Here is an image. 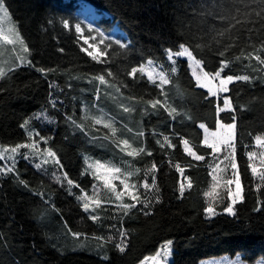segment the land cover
<instances>
[{"label": "trees", "instance_id": "obj_1", "mask_svg": "<svg viewBox=\"0 0 264 264\" xmlns=\"http://www.w3.org/2000/svg\"><path fill=\"white\" fill-rule=\"evenodd\" d=\"M79 1L88 2L106 14L94 30L81 13ZM4 2L30 49V60L35 67L27 64L17 67L0 79V145L11 147L28 142L27 131L21 125L29 119L30 130L48 138V144L42 146L56 152L63 169L47 165L44 172L34 167L37 163L34 160L19 157L16 164L19 178L16 173L0 175V264H139L145 257L155 255L169 240L174 250L170 264H200L203 260L238 255L248 264L264 260V186L256 190L258 181L251 176L246 155L248 151H256L259 166V154L264 149L255 144L254 137L264 134V67L255 60L248 66L247 60L234 59L241 51L248 53L260 47L264 28L256 23L249 25L251 31L237 26L224 36L218 35L228 27L218 15H227L233 7L242 6L244 0ZM64 20L70 23L71 30L63 27ZM76 24L89 36L94 32L96 43L104 39L100 47L108 51V63H96L81 51L83 42L75 32ZM116 26L128 39L112 36ZM117 41L127 44V48H121ZM180 44L189 47L203 61L205 71L214 73L220 61L226 59L232 63L222 75L255 77L252 82L237 81L230 86L227 95L236 109L234 113L228 110L217 115L216 107L223 106V97L206 98L207 90L196 86L188 61L180 59L179 69L172 76L173 84L166 86L169 102L179 114L173 120L163 109L153 111L150 106L145 114L144 101L155 97L158 90L146 78L133 81L126 73L148 59L168 66L165 50L177 51ZM105 45L110 47L105 49ZM226 45L232 46L221 57L219 52ZM260 54L264 58V52ZM253 67L257 70L253 71ZM38 68L52 71L42 73ZM108 68L115 79L106 76L107 79L117 84L127 83L128 87H121L122 96L109 89L111 96L102 92L97 100L96 84L88 81L95 75H106ZM129 95L143 96L144 101L129 100ZM121 104L134 110L124 113ZM83 105L112 116L118 129L115 137L103 125L86 120L88 109L82 108ZM41 113H47L50 120L34 118ZM233 115L237 125L236 162L244 199L235 205V216L227 214L223 208L231 203V198L221 186L218 191L224 199L215 205L219 213L208 218L203 193L212 183L211 168L216 164L222 166L216 173L222 185L223 180L231 178L232 169L225 170L229 162L223 160V153L216 159L209 155L211 149L202 144L203 131L199 124L216 130L218 120L231 123ZM68 117L76 124L82 123L84 130L72 124ZM124 125L133 133L127 132ZM139 130L144 131L143 143L152 155L132 158L121 153L116 146L121 139H128L133 147L140 146V140L133 135ZM160 133L169 136L176 147L161 149L156 143L157 139L162 140ZM181 137L188 139L205 160L195 161L187 156ZM90 158L110 161L128 170L139 168L140 173L133 176L138 186L154 162L158 171L148 174L147 179L151 184L154 176L159 191L153 189L147 195H158L159 202H153L143 211L140 210L143 205L138 204L127 216L116 204L105 203L96 213L100 220L92 221L90 213L84 212L82 202L77 200L83 194L81 189L91 196L93 185H101L91 174H84L85 161ZM122 161H129L130 166ZM177 163L184 169L183 174L174 167ZM3 165L0 161V166ZM53 171L61 177L67 172L68 178L80 188L72 187L70 193L66 181L63 186L56 182ZM189 178L191 189L187 188ZM20 180L26 181L28 187ZM181 183L186 186L183 197L179 193ZM140 191L143 198L144 190ZM128 202L133 201L127 197L125 203ZM145 211L150 214L145 215ZM121 226L128 233L124 253L116 250L114 242L101 247L95 239L116 236ZM72 233L81 235L76 238ZM105 255L107 260L103 259Z\"/></svg>", "mask_w": 264, "mask_h": 264}, {"label": "snow or ice", "instance_id": "obj_2", "mask_svg": "<svg viewBox=\"0 0 264 264\" xmlns=\"http://www.w3.org/2000/svg\"><path fill=\"white\" fill-rule=\"evenodd\" d=\"M218 18L221 21H225L228 23V27L221 30L218 35L224 36L227 32H229L232 28H236L240 26L242 29L251 31L252 29L249 28V25L259 23L262 28H264V0H244L242 6L233 7L230 11H228L227 15H218ZM9 17V10L4 0H0V46H12V50L15 51L17 46L19 48V53L16 56V60L18 63L6 66L3 63H0V79H4L9 73L14 72L17 67L23 66L25 64L32 65V61L27 59L26 54H30V49L25 42L23 36L18 31L16 26H12L10 23ZM63 27L65 29L71 30V25L67 20L62 21ZM75 32L79 35V37L83 40V44L87 45V47L82 46L81 51L86 53L88 57L91 58L92 61H95L99 64L108 63L106 59L109 55L107 50H102L100 45H104V39L101 38L99 43H90V40H95V37H85L84 36V29L81 27L80 24L75 25ZM101 37L103 34H100ZM117 44L121 48H127V44H120L117 41ZM232 45H226L224 50L219 52L221 57L225 56L228 48ZM110 45H105V49L109 48ZM60 51H63L61 49ZM264 52V42L261 43L259 48H253V51L245 53L241 51V53L235 56V61L247 60L249 62L248 66H251V62L255 60L259 66L264 67V58H262L261 54ZM165 56L168 62H170V68L168 70L164 69L163 64H157L153 59H148L146 63H141L139 66L131 67L127 71V76L130 77L133 81L144 80L146 78V82L152 86L157 91L155 97L150 98L144 101L143 96L137 98L135 96L129 95V100H136L144 101L145 107V114L148 113V107L153 111H158L163 109L165 112L168 113L169 117L173 120L175 119L176 115L179 113L175 107H172L169 99H168V92L166 91V86L173 84L172 76L177 73V60L176 58H187L188 61L191 62L192 66V75L195 77L196 86L202 89L207 90L208 97H216L220 99L221 94H227L230 92L229 85L234 84L237 81L243 82H252L255 77L241 74V75H222L225 72V69L230 67L232 61L223 59L220 61V66L218 70L214 73L204 71L203 70V61L196 58L193 54L192 50L184 44L179 45V50L172 51L171 49L165 50ZM38 71L42 73H47L48 71H52V69H44L38 68ZM199 70V71H198ZM253 71L257 69L253 67ZM106 75L104 73L98 74L93 76L89 79V83L95 82V97L97 100L100 99V96L103 92L104 95L111 96L112 93L109 92V89H114L115 93L120 94L121 96L123 93L121 92V87L127 88L128 84H117L115 82H111L109 79L106 78H113L115 79L114 73L110 68L105 69ZM139 74V76H138ZM178 87V86H177ZM163 97V99H161ZM115 99V97H113ZM56 101H53V107H55ZM123 109L124 113H129L134 109L128 106H124L123 104L120 105ZM225 110H231L233 113L236 109L232 105L231 97L225 95L223 97V107H220L217 104L216 112L217 115L219 113L224 112ZM35 119L39 120L41 118L47 119L43 113L38 114L34 117ZM72 124L76 125L81 131L84 130L83 124H76L75 120H72L71 117H68ZM85 119H91L93 125H103V128L109 129L111 132L112 137H115L118 129L115 127V123L112 117H107L101 110V114L98 116L89 117L85 115ZM232 122L225 124L223 121H217L216 131H211L206 124L201 123L199 124V128L203 130V141L202 144L208 149H211L210 156L214 159L218 158L217 154L223 153V160L228 161L229 163L225 166V170L227 168L232 169L231 178L223 180V185L221 184V180L216 175L217 169H219V164H216L215 167L211 168V178L212 183L210 185L209 190L203 193L204 197L206 198L207 206L204 208V212L208 215L209 218L214 217L217 215L216 210V203L224 199V197L218 191L221 186L227 189V196L231 198V203L226 205L223 208V211L228 213L229 215L235 216L236 212L234 210V206L237 202L243 201V191L244 186L241 181L240 172L238 170V164L236 162V141H237V125L235 122V116L231 117ZM30 120L26 119L24 123L21 125L27 131L28 142L18 143L15 146H3L0 145V161H6L3 166H0V175H5L8 173H16V164L18 163L17 157H20L24 160H34L38 159L39 162L34 164V167L37 170H41L47 172V168L45 166L52 165L56 169H63V165L59 157L57 156L56 152L52 150L51 147L41 148L40 144L43 143L45 145L48 144V138L45 136L40 135L39 131L30 130ZM124 128L127 132L133 133L131 128H127L124 125ZM156 135V133H153ZM134 137L140 140V146L133 147L132 143L128 139H121L118 141L116 146L120 149V152L124 155L132 158H136L143 155L151 156L152 152L148 151L143 143V138L145 133L143 130L136 131ZM162 136L161 139H157L156 143L159 144L161 149L165 148H175L169 136L163 135L162 133L159 134ZM107 139L108 137H104ZM93 139H96L93 137ZM255 144L259 146L261 149H264V134H258L254 137ZM180 143L183 145V151L187 154V156L192 157L195 161H203L205 160L204 155L197 154V152L193 149V146L190 145L189 140L186 138L181 137ZM21 149H26V152L21 153ZM248 161L250 163L247 167L251 171V176L255 178L256 181V190L259 191L262 186H264V151L260 152L259 154V166L257 165V152L256 151H248L246 153ZM125 164H129V161H122ZM87 167L84 169V174H91L95 180L99 181L102 185V188L110 194L112 198L116 202L118 209L122 210L123 215L127 216L132 209H135L137 205H143L140 209L143 211L144 209H148L153 202H159V196L149 197L147 193L151 192L155 189L156 192L159 191L155 177H152V183L150 184L147 179V175L158 171L156 164L153 162L151 166L146 170L145 177L143 179V183L139 184L136 183H129V180L134 175H138L140 173L139 168H135L134 170H126L122 169L120 166L109 162L101 163L99 160H94L89 162L88 160L85 161ZM171 163V161H169ZM183 174L184 169L180 167L177 163L174 165ZM17 178L18 173H16ZM52 175L55 177L56 182L60 183L62 186L66 181V184L69 186V192L71 193V188L76 187L80 188V185L75 183L72 179L68 178V173L63 172L62 177L57 175L55 171L52 172ZM115 181H119L120 185H122V190H118V186ZM20 183L23 184L25 187H28L27 182L20 180ZM235 185V187H231ZM185 184L181 183L179 187L180 196L183 197L185 192ZM192 183L191 179H188L187 188L191 189ZM141 189L144 190V197H141ZM80 196H77V200L82 202V207L84 212L90 213L89 218L92 221H99L100 216L97 213L98 209H101L105 203L112 202L111 200H102L101 199V191L97 188L96 185H93V194L89 196L87 193L83 192ZM127 196L130 201L133 202H124V197ZM259 210V209H257ZM145 215L150 214L149 212L145 211ZM114 227V226H112ZM118 235L113 236L110 235L107 238L105 237H96L95 239L100 241V246L103 247L106 243H113L120 253H124L128 247V233L127 229L123 228L122 226L116 230ZM72 235L76 238L80 237V233H72ZM172 241H166L161 247L160 250L155 253L153 256L145 257L143 260L140 261V264H168V258L171 256L172 253ZM103 259L107 260L108 257L105 255ZM230 264H241V261H232Z\"/></svg>", "mask_w": 264, "mask_h": 264}, {"label": "rangeland", "instance_id": "obj_3", "mask_svg": "<svg viewBox=\"0 0 264 264\" xmlns=\"http://www.w3.org/2000/svg\"><path fill=\"white\" fill-rule=\"evenodd\" d=\"M5 3V2H4ZM77 4L80 6V11H81V13L83 14V16H84V18L86 19V22L91 26L90 27V29H92V27H93V30H94V27H98L99 26V22L106 16V14H104V13H102V12H100L95 6H93L92 4H90V3H88V2H84V1H79V2H77ZM7 6V5H6ZM9 10V9H8ZM9 17H10V21H9V23L12 25V26H16L17 28H18V25H17V23L15 22V20L13 19V17H12V15L10 14V11H9ZM109 17V16H108ZM83 28V27H82ZM84 29V28H83ZM18 31H19V28H18ZM20 32V31H19ZM84 36L85 37H95L96 39H97V35L93 32V34L91 35V36H89V35H87L86 33H85V30H84ZM112 36H114V37H119V36H122V37H124V38H127L128 39V37L125 35V32L122 30V29H120L118 26H116L115 27V29L113 30V32H112ZM81 39V38H80ZM95 39V40H96ZM82 40V39H81ZM82 42H83V40H82ZM90 43H96L95 41H93V40H90L89 41ZM83 46L84 47H87V45H84L83 44ZM19 53V48H18V46H17V48H16V50L15 51H13L12 50V46H7V47H5V46H0V63H3V64H5L6 66H11V65H14V64H16V63H18V61L16 60V56H17V54ZM26 57H27V59H30V54H26ZM180 59H185V60H187V58H176V60H177V64H176V67H177V71H178V69H179V60ZM188 61V60H187ZM158 65H159V63H157ZM188 64H189V68H190V71H191V73H192V66H191V62L190 61H188ZM26 65V64H25ZM170 68V62H168V66H166V65H164V69L165 70H168ZM204 70V69H203ZM199 71V70H198ZM205 71V70H204ZM194 79H195V77H194ZM196 81V80H195ZM206 90V89H205ZM228 94V93H227ZM227 94H221V97H224L225 95H227ZM228 96V95H227ZM221 107H223V106H221ZM82 108H87L88 109V107L86 106V105H83V107ZM87 111V116H89V117H92V116H98V115H100L101 114V112H98V111H94L93 109L91 110V108H89L88 110H86ZM103 111V113L104 114H106L107 112L106 111H104V110H102ZM225 111H227V110H225ZM44 114V116H46L47 117V119H44L46 122H48L50 119H49V117H48V115H47V113H43ZM106 116H108L107 114H106ZM111 116V115H110ZM112 117V116H111ZM113 118V117H112ZM115 119V118H114ZM114 121V120H113ZM77 124H82V123H79V122H77ZM211 131H216V130H211ZM40 147L41 148H45L46 146H42V143L40 144ZM21 151H23V152H26L27 150L26 149H22ZM218 155V154H217ZM19 157H17V159H18ZM94 160H97V159H92V158H90L88 161L89 162H91V161H94ZM34 161L35 162H39V160L38 159H34ZM100 161V160H99ZM4 162V164L5 163H7L6 161H3ZM101 163H105V162H103V161H101ZM118 166H120L122 169H126V168H124V167H122L121 165H118ZM220 167V169H221V165H219ZM45 167H47V166H45ZM126 170H128V169H126ZM115 183L117 184V186H118V190H122V185H120V182L119 181H115ZM129 183H136L135 182V180H133V177H131L130 178V180H129ZM137 184V183H136ZM232 187L234 188L235 187V185H232ZM97 188H99L100 189V191H101V199L103 200L105 197L106 198H108V200H111L112 201V203H114V204H118L119 202H116L115 200H112V198H111V196H110V194L109 193H107V191L106 190H104L103 188H102V185H100V186H97ZM109 198H111V199H109ZM127 198V196H125L124 197V202H125V199ZM114 199V198H113ZM238 203V202H237ZM236 203V204H237ZM235 204V205H236ZM234 210H235V206H234ZM217 213H219L218 211H217ZM228 214V213H227ZM216 216V215H215ZM214 216V217H215ZM207 217H208V215H207ZM209 218V217H208ZM211 218H213V217H211ZM172 247V253H171V256L168 258V264H170L171 262H172V260H173V252H174V250H173V246H171ZM149 257V256H148ZM237 260H239V261H241V264H248L247 262H245L244 260H243V258H242V255H238L237 257H235V258H231V257H229V256H225V257H220V258H213V259H208V260H203L202 262H200V264H230V262H232V261H237ZM140 264V263H139ZM256 264H264V260H259Z\"/></svg>", "mask_w": 264, "mask_h": 264}, {"label": "crops", "instance_id": "obj_4", "mask_svg": "<svg viewBox=\"0 0 264 264\" xmlns=\"http://www.w3.org/2000/svg\"><path fill=\"white\" fill-rule=\"evenodd\" d=\"M231 85H229V88H230ZM228 111V110H227ZM220 121V120H219ZM201 124V123H200ZM207 126V125H206ZM211 130V129H210ZM203 131V130H202ZM191 145V144H190ZM194 149V148H193ZM195 150V149H194ZM198 154V153H197ZM206 158V157H205ZM204 161V160H203Z\"/></svg>", "mask_w": 264, "mask_h": 264}]
</instances>
